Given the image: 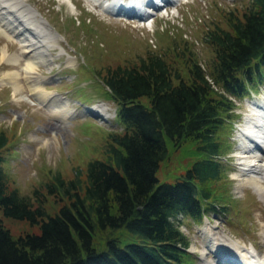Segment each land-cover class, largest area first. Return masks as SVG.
Masks as SVG:
<instances>
[{"label": "trees", "instance_id": "obj_1", "mask_svg": "<svg viewBox=\"0 0 264 264\" xmlns=\"http://www.w3.org/2000/svg\"><path fill=\"white\" fill-rule=\"evenodd\" d=\"M226 22L204 33L209 70L186 40L170 36L166 50L96 74L122 131L109 134L105 159L90 160L85 176L81 168L71 180L57 172L43 189L21 194L4 168L10 140L0 132V210L40 228L14 237L0 216V264L195 263L180 217L201 221L228 210L218 194L225 169L218 133L239 117L234 100L264 84V0L229 11ZM186 144L203 157L175 182H160L161 164ZM49 196L64 202L55 214Z\"/></svg>", "mask_w": 264, "mask_h": 264}, {"label": "rangeland", "instance_id": "obj_2", "mask_svg": "<svg viewBox=\"0 0 264 264\" xmlns=\"http://www.w3.org/2000/svg\"><path fill=\"white\" fill-rule=\"evenodd\" d=\"M26 1L40 12L58 37L54 48H40L46 52V62L38 67L43 75L41 85L68 99L74 109L73 115L66 119L53 117L47 106L31 95L23 78L20 81L25 91L19 93L14 92L11 83L0 80V132L5 131L10 140L4 152V168L11 187L19 189L21 194L31 195L34 189H43L57 172L71 180L81 168L85 176L90 160L105 159L109 134L122 131L116 119L118 107L105 93L97 73H105L107 67L118 64L133 66L141 56L159 51L163 44L166 50L170 36L186 40L185 45L193 49L204 69L209 70L213 50L204 41L205 31L213 21L226 27V14L233 9L243 12L249 0H171L172 6L157 11L146 6V10L157 12L149 16L152 25L148 26L145 20L112 16L96 7L92 0ZM107 17L112 20L107 21ZM7 38L0 36V53L5 46L10 54H21L17 38ZM30 40L38 47L37 39ZM25 63L26 56L22 55L18 64L12 61L0 64V79L6 71L17 70L22 74ZM253 100L264 101V84L246 99L234 100V112L239 117L234 118V124L225 121L218 133L225 151L221 159L225 169L217 183L218 194L219 197L220 193L225 195L222 198L228 210L206 213L202 221L182 218L180 228L190 239L188 250L195 257L194 264H203V259H215V253L206 246V230L226 233L244 248L252 249L255 245L264 255V200L250 186L238 188V180L233 179L240 166L238 126L242 128L243 115L251 108ZM99 105L109 107V116L97 111ZM239 121L241 124H235ZM171 152L158 171L160 182H175L203 157L191 144ZM63 204L59 196H49L47 209L55 214ZM0 216L14 237L40 232L38 225L5 217L1 210ZM233 259L237 261L236 257ZM234 264L242 262L238 260Z\"/></svg>", "mask_w": 264, "mask_h": 264}, {"label": "bare ground", "instance_id": "obj_3", "mask_svg": "<svg viewBox=\"0 0 264 264\" xmlns=\"http://www.w3.org/2000/svg\"><path fill=\"white\" fill-rule=\"evenodd\" d=\"M92 1L102 3V6L101 4L99 6H104L106 11L119 12L117 14L129 11L141 18L148 13L146 6L156 8L157 5L161 7L172 2L171 0H130L128 3L124 2L126 4H121V0ZM108 19L112 20L107 17L106 20L109 21ZM2 35L8 37L9 40L16 37L21 54H10L8 48L4 46L0 53V64L6 61L18 64L22 55L26 56V63L23 67V75L17 70L6 71L1 74L0 80L11 83L14 92L19 93L25 91V87L20 81L23 78L31 95L47 106L51 116L66 119L73 115L74 109L70 106L68 99L55 95L41 85L43 75L38 71V67L46 62V52L40 48H54L58 37L39 15L38 10L26 0H0V36ZM32 38L37 39L38 47L34 46V41L30 40ZM250 106L251 108L244 115L242 128L239 130L240 166L233 179L238 180V188L250 186L258 193L261 200H264V101H250ZM97 109L101 115L109 116L108 106L99 105ZM205 232L206 246L216 254L214 260L203 259V264H234L238 260L242 264L243 262L245 264H264V255H259L255 246L252 249L244 248L226 233L215 234L210 230ZM233 257H236L237 261Z\"/></svg>", "mask_w": 264, "mask_h": 264}]
</instances>
